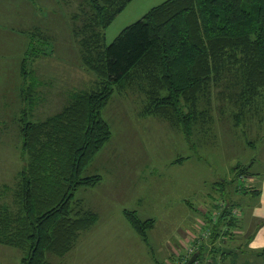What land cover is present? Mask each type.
<instances>
[{
  "label": "rangeland",
  "instance_id": "obj_1",
  "mask_svg": "<svg viewBox=\"0 0 264 264\" xmlns=\"http://www.w3.org/2000/svg\"><path fill=\"white\" fill-rule=\"evenodd\" d=\"M18 1L32 5L34 18L43 17L30 22L24 34L30 17L18 22L15 13L0 14V61H5L0 63V204L13 210L19 208L14 193L24 165L22 112L44 119L98 80L83 61V39L73 31L82 10L92 12V0ZM36 1L42 7L35 9ZM162 1H130L106 26V44ZM13 6L0 0V8ZM238 91L235 76L212 85L199 98L201 112L189 134L168 119L143 113L145 96L135 86L115 92L102 111L112 137L83 172L100 173L103 179L76 191L96 220L80 230L64 256L48 252L49 264H186L194 254L193 263L244 258L246 247L236 241L257 226L249 208L258 197L248 186L258 184L264 172V93L239 98ZM29 92L35 98L30 107ZM236 165L247 167V175L239 176ZM224 200L222 210L214 206ZM226 208L225 217L236 211L232 224L223 222ZM125 210L153 219L146 238L133 228ZM225 246L237 251L218 254ZM22 256L20 248L0 243V264H22ZM254 260L252 264H264L262 258Z\"/></svg>",
  "mask_w": 264,
  "mask_h": 264
},
{
  "label": "trees",
  "instance_id": "obj_2",
  "mask_svg": "<svg viewBox=\"0 0 264 264\" xmlns=\"http://www.w3.org/2000/svg\"><path fill=\"white\" fill-rule=\"evenodd\" d=\"M130 1L92 0V12L82 10L73 25L83 39V61L98 76L94 85L44 119H33L27 109L19 118V208L0 204V243L20 248L22 264H49L48 252L64 256L80 230L95 222L96 213L82 206L76 191L103 179L83 172L112 137L102 111L115 92L135 86L145 96L143 113L168 119L188 134L201 112L200 96L227 76L236 77L239 98L264 93V0H164L106 44V26ZM34 100L29 92L28 107ZM235 168L239 176L249 170ZM248 189L260 194L255 183ZM227 210L223 222L232 224ZM125 214L146 238L153 219L142 220L134 210ZM217 250L223 254L222 247Z\"/></svg>",
  "mask_w": 264,
  "mask_h": 264
},
{
  "label": "crops",
  "instance_id": "obj_3",
  "mask_svg": "<svg viewBox=\"0 0 264 264\" xmlns=\"http://www.w3.org/2000/svg\"><path fill=\"white\" fill-rule=\"evenodd\" d=\"M6 1L7 5L13 6L15 4V7L13 6L12 9H7L5 7L0 8V14H11L15 13L16 14V19L18 22H22L23 17H30L28 18L25 22H27L26 26L22 28V32L25 34L27 33V27L30 22H33L34 20L38 19L39 16L43 17L42 14L34 18L33 16L29 13H31V8L32 5L28 3L27 1H18V0H1ZM41 2L43 0H40ZM34 8L37 7H42V5L36 1L34 4ZM36 9V8H35ZM51 12V11H50ZM18 40H20V37H17ZM22 59V58H21ZM0 63L4 64L5 61L2 59ZM21 65L22 63L20 62V70H21ZM17 112V111H16ZM257 188L260 189V194L257 195V201L253 202L249 210L251 211L250 217L251 220L256 219L257 220V226L252 232L249 234L247 238L239 239L237 245L242 241V248L246 247V256L241 259H237L235 256L230 257L228 260L226 259V264H246L247 262L249 264H252L255 262V257H258V263L260 262L259 260L264 261V257H262L259 253V251L264 248V172L260 174V179L258 180ZM255 194V193H253ZM255 220V221H256ZM241 249V248H240ZM240 262V263H239ZM260 264V263H259Z\"/></svg>",
  "mask_w": 264,
  "mask_h": 264
},
{
  "label": "built area",
  "instance_id": "obj_4",
  "mask_svg": "<svg viewBox=\"0 0 264 264\" xmlns=\"http://www.w3.org/2000/svg\"><path fill=\"white\" fill-rule=\"evenodd\" d=\"M217 204L218 205H216V208H219V209L221 208V210H222L223 209V206H225L227 203L224 200V201H221V202L220 201L217 202ZM235 214H236V211L234 209H232L231 212L229 213V215L227 217L228 218H231V217L235 216ZM213 218H214L215 221H217L218 216L215 215ZM208 233H209V231L206 230L205 233H204V235H207ZM192 264H213V261L212 260H203L202 259L201 263L200 262H196V263H192Z\"/></svg>",
  "mask_w": 264,
  "mask_h": 264
},
{
  "label": "water",
  "instance_id": "obj_5",
  "mask_svg": "<svg viewBox=\"0 0 264 264\" xmlns=\"http://www.w3.org/2000/svg\"><path fill=\"white\" fill-rule=\"evenodd\" d=\"M235 251H237V249L235 248L226 247V246L222 247L223 253H230V252H235ZM196 258H197V254H194L186 264H192Z\"/></svg>",
  "mask_w": 264,
  "mask_h": 264
}]
</instances>
